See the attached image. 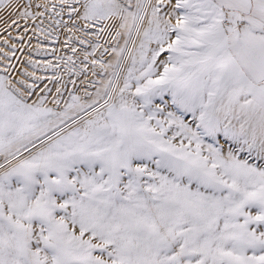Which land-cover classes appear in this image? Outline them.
Segmentation results:
<instances>
[{
  "label": "snow or ice",
  "instance_id": "6c2138e0",
  "mask_svg": "<svg viewBox=\"0 0 264 264\" xmlns=\"http://www.w3.org/2000/svg\"><path fill=\"white\" fill-rule=\"evenodd\" d=\"M0 264H264V0H0Z\"/></svg>",
  "mask_w": 264,
  "mask_h": 264
}]
</instances>
